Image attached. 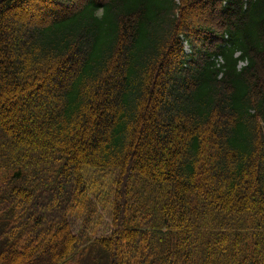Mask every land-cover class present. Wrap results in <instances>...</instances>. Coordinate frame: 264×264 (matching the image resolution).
<instances>
[{
	"label": "trees",
	"instance_id": "1",
	"mask_svg": "<svg viewBox=\"0 0 264 264\" xmlns=\"http://www.w3.org/2000/svg\"><path fill=\"white\" fill-rule=\"evenodd\" d=\"M0 171V264H264V0H0Z\"/></svg>",
	"mask_w": 264,
	"mask_h": 264
},
{
	"label": "rangeland",
	"instance_id": "2",
	"mask_svg": "<svg viewBox=\"0 0 264 264\" xmlns=\"http://www.w3.org/2000/svg\"><path fill=\"white\" fill-rule=\"evenodd\" d=\"M186 46L187 45H185V47ZM102 175L101 172L94 168L88 167L83 169V176L89 187L88 189L92 187V189L88 191V196L89 194L92 195L95 190V192L100 193V198L110 194L112 200L111 180L113 179V174ZM100 198L96 200L97 211L95 214L91 215L92 218L88 227V233L94 241L99 237L108 235L111 230V202L102 201ZM102 203H104V205H102ZM86 213L87 210L83 211L82 209L76 208L75 211L68 215L67 221H69L73 233L78 232L82 228ZM94 241H90L87 246L79 251L75 258L67 260L64 264H108L107 256L101 255L99 244Z\"/></svg>",
	"mask_w": 264,
	"mask_h": 264
}]
</instances>
